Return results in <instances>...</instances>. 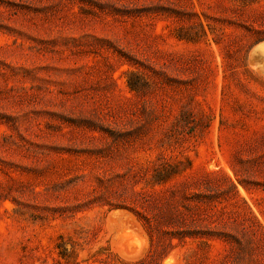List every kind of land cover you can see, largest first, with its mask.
Masks as SVG:
<instances>
[{
    "label": "rangeland",
    "instance_id": "rangeland-1",
    "mask_svg": "<svg viewBox=\"0 0 264 264\" xmlns=\"http://www.w3.org/2000/svg\"><path fill=\"white\" fill-rule=\"evenodd\" d=\"M264 0H0V264H264Z\"/></svg>",
    "mask_w": 264,
    "mask_h": 264
},
{
    "label": "crops",
    "instance_id": "crops-1",
    "mask_svg": "<svg viewBox=\"0 0 264 264\" xmlns=\"http://www.w3.org/2000/svg\"><path fill=\"white\" fill-rule=\"evenodd\" d=\"M255 52L259 56H261L262 58H264V41H262L259 44H257Z\"/></svg>",
    "mask_w": 264,
    "mask_h": 264
}]
</instances>
